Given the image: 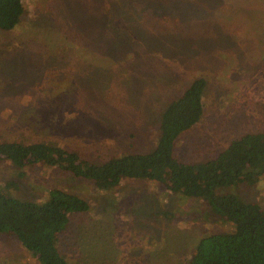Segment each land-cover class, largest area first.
Masks as SVG:
<instances>
[{
  "label": "rangeland",
  "instance_id": "obj_1",
  "mask_svg": "<svg viewBox=\"0 0 264 264\" xmlns=\"http://www.w3.org/2000/svg\"><path fill=\"white\" fill-rule=\"evenodd\" d=\"M23 5L19 25L0 32V141H51L92 162L145 153L156 143L167 102L200 77L207 81L203 115L179 137V160L211 159L231 140L264 130V0ZM72 17L82 29L94 26L97 35L70 37L69 45L41 38L42 21L58 27ZM112 26L128 34L120 58L108 55L101 42L111 39ZM47 56L53 67L45 68ZM25 172L18 178L13 167L0 163V187L15 180L18 187L5 191L36 202L59 188L90 206L72 215L58 238L70 264H187L203 236L231 230L203 201L157 183L125 180L100 192L57 168L36 165ZM227 191L264 208V174L254 185ZM0 264L38 262L14 238L0 234Z\"/></svg>",
  "mask_w": 264,
  "mask_h": 264
},
{
  "label": "trees",
  "instance_id": "obj_2",
  "mask_svg": "<svg viewBox=\"0 0 264 264\" xmlns=\"http://www.w3.org/2000/svg\"><path fill=\"white\" fill-rule=\"evenodd\" d=\"M24 14L23 0H0V32L13 31ZM52 23L53 27L41 22L46 34L41 38L51 39L52 45H69L70 37L87 32L93 38L98 33L94 26L82 29L73 17L58 27ZM111 30H107L113 34L111 39L102 38L101 42L108 55L120 58L128 34L118 26ZM97 37L95 41L100 39ZM47 65L53 67L49 56L45 68ZM45 72L52 75L51 69ZM206 87L204 78L194 79L167 102L160 112L156 143L145 153H124L92 162L51 141L3 140L0 163L13 167L18 178H24L25 170L36 165L57 168L91 182L100 192H108L125 180L160 184L183 198L203 201L212 215L231 226V230L203 236L187 264H264V208L233 191L224 192L239 184L254 185L264 174V130L231 140L216 156L204 161L187 163L174 153L179 137L202 118ZM10 187H18V183L11 180L0 187V234L14 238L38 264H70L58 248V238L68 230L72 215L90 209L88 202L59 188L48 190L42 202L24 200L5 191Z\"/></svg>",
  "mask_w": 264,
  "mask_h": 264
}]
</instances>
